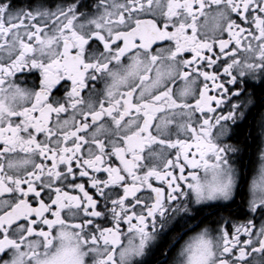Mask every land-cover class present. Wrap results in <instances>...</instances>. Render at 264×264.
Wrapping results in <instances>:
<instances>
[{"label":"snow or ice","instance_id":"1","mask_svg":"<svg viewBox=\"0 0 264 264\" xmlns=\"http://www.w3.org/2000/svg\"><path fill=\"white\" fill-rule=\"evenodd\" d=\"M0 264H264V0H0Z\"/></svg>","mask_w":264,"mask_h":264},{"label":"flooded vegetation","instance_id":"2","mask_svg":"<svg viewBox=\"0 0 264 264\" xmlns=\"http://www.w3.org/2000/svg\"><path fill=\"white\" fill-rule=\"evenodd\" d=\"M243 126H245V129H246L247 132L249 131V124H248V122L242 123V124L240 125V128L237 130V136H238V138L241 139V140L243 139L244 135L247 134L246 132H245L244 134H242V127H243ZM248 143H249V144L252 143L251 139L248 140ZM242 147H243V145H242ZM243 158H244V163H245V165L247 166V169H246V170H250V169H252V168L258 166V164H256V163L253 161V159H252V157H251V152H250L249 149H245V150H244ZM231 210H232L233 212H235V211H236V205H233Z\"/></svg>","mask_w":264,"mask_h":264},{"label":"trees","instance_id":"3","mask_svg":"<svg viewBox=\"0 0 264 264\" xmlns=\"http://www.w3.org/2000/svg\"><path fill=\"white\" fill-rule=\"evenodd\" d=\"M245 132L247 133V131H246V129H245V126H243V127H242V134H244Z\"/></svg>","mask_w":264,"mask_h":264}]
</instances>
